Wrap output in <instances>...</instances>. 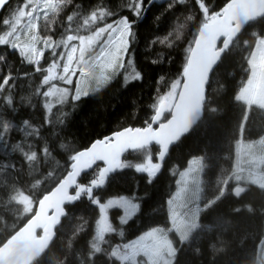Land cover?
I'll use <instances>...</instances> for the list:
<instances>
[{"label": "trees", "instance_id": "obj_1", "mask_svg": "<svg viewBox=\"0 0 264 264\" xmlns=\"http://www.w3.org/2000/svg\"><path fill=\"white\" fill-rule=\"evenodd\" d=\"M37 1L33 0L35 5ZM229 1L143 0L141 12L147 9V14L135 23L136 39L128 49L142 78L126 81L119 75L104 90L58 105L51 111L45 107L48 84L43 83V78L51 64L57 63L50 54L53 49L44 47L42 60L28 63L18 50L0 45V57H3L0 111L4 113L5 123L12 122L10 129L0 130V164L3 165L0 168V245L35 213V210L26 212V204L15 201L14 197H30L37 205L65 178L72 155L116 131L144 128L151 123L160 99L171 91L177 79L183 82L189 50L206 22L200 5L209 9L210 16L221 11ZM24 2L12 0L0 21L10 19ZM132 4L133 0H71L57 9L56 19L51 23L43 18L36 31L44 39L51 37L48 42L52 46L63 36L92 33L122 17L132 21ZM102 8L112 15L83 25L93 11ZM69 16L73 18L71 21ZM7 28L0 23V35ZM263 35L264 17L249 24L232 44L209 80L203 117L171 149L152 183L147 182V173H138L135 167L147 163L149 155L157 163L159 146L127 153L122 163L131 167L119 169L104 188H94L93 195L102 203L119 196L133 197L141 203L148 196L152 200L150 210H139L123 224L118 222L122 210L112 209L107 217L113 231L104 233L101 241L97 238L98 223L105 214L82 196L80 201L67 207L53 242L34 264H124L120 253L126 251L125 244L155 228L166 231L171 228L168 201L177 190L180 173L188 168L191 159L199 157L205 164L201 227L186 242H177L174 264H261L264 187L243 183L246 190L237 197L233 189L237 181L233 177L239 168L250 170L243 153L247 145L256 144L264 137V108L248 107L237 99L250 80L251 56ZM5 79L8 84H3ZM8 96L14 101L11 106L14 111L2 103ZM169 117L166 113L164 120ZM18 143L23 152L15 148ZM32 152L36 153V159L28 161L24 153ZM101 168L96 166L79 182L95 178ZM227 180V191L222 196ZM94 243L101 248V254L94 253L91 247ZM138 246L137 264H148L141 252L145 244ZM113 251L118 255L113 257Z\"/></svg>", "mask_w": 264, "mask_h": 264}, {"label": "snow or ice", "instance_id": "obj_2", "mask_svg": "<svg viewBox=\"0 0 264 264\" xmlns=\"http://www.w3.org/2000/svg\"><path fill=\"white\" fill-rule=\"evenodd\" d=\"M70 2L71 0H60V3L55 5V8L59 9L61 5ZM8 3L9 0H0V9ZM32 3L33 0H25L22 7L16 9L12 14L11 20L4 19L0 21V23L7 26L9 29L0 35V45H10L12 49L18 50V54L22 58H25L28 63H38V59L33 60V56H42V52L37 54L34 48L21 47L19 44L13 42L14 40L19 39L18 26L20 25L21 20L26 16L31 18L32 13L36 11L35 7L29 9V5ZM142 3L143 0H133L130 9L133 15L132 21H129L127 17H122L116 20L114 24L109 23L104 27L99 28L92 37H77L69 35L67 40H79L81 44L87 42L91 45L98 42V39L107 32L109 35L106 43L114 46V58L115 60H120L124 54L128 53L131 43L136 39V32L133 30L135 23L137 20H142L147 14V9H145L143 14L141 12ZM200 7L203 8L206 22L203 23L202 28L198 32V39L194 41V47L189 50L186 66L183 68V78L185 82L182 84L181 80L177 79L171 85V91L160 99L158 106H155V115L151 117V120L153 123H156L158 127L154 130L152 123H147V126L144 128H127L123 131L116 132L105 139L97 140L93 142L87 150L79 151L77 154L71 156L70 168L66 172L65 178L59 182L56 191L50 195L44 212L41 213V216L36 218V221L28 225L21 234L25 237V247L28 249L30 256L34 257L39 255L40 252L43 251V244L38 240H28L27 238L30 237L34 231L36 232L37 229H41L42 232L45 229H54V227L60 222L61 217L66 214L62 205L65 203L73 204L78 202L81 200L82 196H86L92 204L98 205L100 213L105 214L101 216L98 223L97 238L101 241L104 240V233L113 231L112 226L108 223V217L106 215L108 209L118 207L125 210L126 216H131L138 210L143 212L150 210L152 200L148 196H145L141 203H133L130 199L123 196L117 199H108L107 203H102L95 195H93V191L94 188H99L105 183V180L110 173H114L117 169L131 167V165L121 163L120 161L121 154L125 152L126 149H146L148 145L155 142L159 146L158 159L163 161L169 151V146L174 142H178L182 133L188 132V128L185 126V116L187 114L186 108L182 107L181 109H177L175 97L179 96L182 88L188 87L187 82L190 79L197 84L202 82V80L206 78L210 69L226 55L228 45L222 40L221 46L219 47V49H223L221 51L217 48V41L221 37L224 38L229 34L225 30L228 27L229 16L233 12V5L229 2L221 11L215 12L210 16L207 15L209 11L207 7L204 5H200ZM26 9L28 10L26 11ZM111 15L112 13L110 11L102 8L98 11H93L84 23L88 24L90 22H96L97 20L102 21L105 16ZM72 19V16L68 17L69 21ZM176 39H179L178 35ZM49 40H51V37L45 39L46 47H51V45L48 44ZM160 43H166V41H160ZM170 46L171 45H169V47ZM76 51V46H73L71 53H75ZM83 51L84 49L82 48V54ZM53 55H55V53H53ZM2 59L3 57H0V60ZM72 61L73 56L69 54L67 56V63L63 67L64 75L59 77L54 74L55 69L58 68L59 65L56 62H53L47 69L48 75L44 76L43 83L48 84L51 80L66 79V82L71 84V76L75 75V72L70 67ZM114 66L124 67L122 63ZM36 71H40V69L37 68ZM141 78L140 72L135 71L133 68L132 73H130V79L135 81L140 80ZM3 84H8V79H5ZM55 90V86H53V88L46 91L44 95L51 96L54 94ZM62 91L64 97L69 94L68 89H63ZM84 95H87V93H84ZM80 99L81 93L77 90L74 94V100L79 101ZM237 99H239V97H237ZM61 102H63V99ZM2 103L8 106L10 111H14V109L11 108L14 103L11 96H8ZM177 111H180V115L175 114ZM165 112L170 114V118L163 121L162 117ZM194 118H199L198 111ZM11 127L12 122L9 121L5 123L4 113L0 111V130L6 131ZM0 139H2V137H0ZM15 148L23 152L22 146L19 143L15 145ZM44 151L47 152L48 149L45 148ZM24 155L28 161H34L36 159L35 152H32L31 154L24 153ZM97 161L105 162L107 166L101 168L95 178H91L85 183L79 182L78 178L81 177L84 170L91 169ZM2 167L3 165L0 164V168ZM161 167V163H153L151 155H149L147 163L136 165L135 170L138 173H147L149 176L147 182L152 183L157 173L161 170ZM70 189L73 190L72 194L69 192ZM14 200L19 202L20 198L14 197ZM168 203H171V201H168ZM50 208L54 209V214L51 216L48 215V209ZM25 211H31V209L25 207ZM118 222L127 224L128 220L126 218H121ZM161 230L162 229H153L152 231L147 232L145 236H141L140 240H144ZM91 247L95 254H101L102 250L97 244L94 243ZM125 247H131L133 249V257L137 255L138 252L135 243L125 245ZM111 255L115 257L118 253L113 251ZM121 258L128 259L129 257L123 256Z\"/></svg>", "mask_w": 264, "mask_h": 264}, {"label": "rangeland", "instance_id": "obj_3", "mask_svg": "<svg viewBox=\"0 0 264 264\" xmlns=\"http://www.w3.org/2000/svg\"><path fill=\"white\" fill-rule=\"evenodd\" d=\"M35 3L33 2V5L29 6V9L36 7V11L32 13L31 18L26 16L21 20L18 26L19 39L13 42L19 44L21 47L34 48L37 54L41 52L44 54V47H46L45 39L38 34L36 29L43 18L50 23L56 19L57 9L55 5L59 4L60 1L38 0L36 5ZM27 10L28 9H26V11ZM11 19L12 16L9 20ZM78 22L79 21L76 20L77 24ZM83 25H85V23H83ZM8 30L7 28L6 31ZM95 32L82 34L79 35V37H92ZM108 35L109 33H104L98 39V42L91 45L87 42L81 44L79 40L68 41V36H63L56 40L54 42L55 44L53 43L51 47L47 48L48 50L53 49V52L50 54L52 57H55V61H57L59 65L54 72L57 77L64 75L63 67L67 63V56L69 54L73 56L70 67L75 72V75L71 76V84H68L66 79L51 80L48 83L46 91L53 88V86H55L56 89L53 95L46 96L47 100L45 102V107L48 111H51L58 105H64L74 100V94L77 90L80 91L81 97L89 96L90 94L92 95L108 87L119 75H122L126 81H131L130 73H132L133 68L135 71L139 72L133 55H128L127 53L124 54L120 60H115L114 46L106 43ZM48 44L51 45L52 43L48 42ZM73 46L77 48L75 53H71ZM82 48L84 49L83 54L81 52ZM53 53H55V55H53ZM42 56L34 55L33 60L38 59L39 63L42 60ZM120 63H122L124 67L114 66ZM251 67L253 70L250 80L239 92L238 97L239 100L247 103L248 107L255 105L264 108V35L259 37L257 41L255 51L251 56ZM46 75H48L47 71ZM127 84L129 83L127 82ZM63 89H68L69 91L66 97L63 96ZM84 93H87V95H84ZM62 99L63 102H61ZM243 157L246 159L247 166L250 170L243 173L244 175H235L236 184L240 187H243V183H254L264 186V137L256 144L247 145ZM204 167L203 158H193L190 160L188 168L180 173L177 182V190L169 200L171 203H168L169 219L171 222V228L169 230L166 231L162 228H155L157 230H162L144 240H140L141 236L146 235L145 233L132 240L129 244H126L131 245L135 243L137 248L139 247V243L145 244L142 251L147 257L148 264H174L177 255V242H186L188 238L201 227L199 217L204 209L202 207ZM242 172L243 170L240 168L236 173ZM227 182L228 180L224 183L223 188ZM226 191L221 192L222 196ZM120 197L121 196L109 199H117ZM123 197L130 199L133 203H139L133 197ZM20 200L26 204V207L31 209V211L27 212L29 214L33 213L36 207L35 202L27 196L20 197ZM115 208L118 207L108 209L106 215ZM120 210H122V218H126L128 222L139 212L138 210L131 216H126L125 210ZM129 252L131 253L130 256H132L133 249L131 247H127L124 253L121 251L120 255L121 257L127 256ZM138 254L139 252L137 255ZM137 255L134 257L132 256V258L135 259ZM262 262L264 264V248L262 251Z\"/></svg>", "mask_w": 264, "mask_h": 264}, {"label": "water", "instance_id": "obj_4", "mask_svg": "<svg viewBox=\"0 0 264 264\" xmlns=\"http://www.w3.org/2000/svg\"><path fill=\"white\" fill-rule=\"evenodd\" d=\"M11 1L12 0H9V3L6 4L2 9H0V16L2 12L5 10V8L11 3ZM229 3L233 5V12L229 16L228 27L225 30L229 34L224 38L221 37L217 41L218 49L221 46V42L223 40V42L228 45V50H229L232 44L242 35V33L248 27L249 24L264 17V0H230ZM196 39H198V36ZM219 50L222 51L223 49H219ZM219 63L220 61H218L217 64H215L210 69L206 78L203 79L202 82L197 84L190 79L187 82L188 87L182 88L180 90L179 96L176 97L175 101H176L177 109H181L182 107L186 108L187 114L185 116V126L188 128V131L192 129L194 126H196V124L201 120V118L204 115V108L207 102L208 83H209V80L213 72L219 65ZM184 82L185 80L183 78L182 84ZM197 111L199 113V118L195 119L194 116ZM165 114L166 112L164 113V116ZM175 114L180 115V111H177ZM164 116L162 117V120H164ZM151 123H152L153 129L155 130L158 127V125L156 123H153L152 121ZM128 128H132V127H128ZM135 128H139V127H135ZM124 129H127V128H124ZM124 129H121L119 131H123ZM119 131H116V132H119ZM186 134L187 133H182L180 139H182ZM111 135H108L105 138ZM105 138H102V139H105ZM177 143L178 142H174L172 145L169 146V151L166 154L165 159L163 161H160L157 157L158 163H161V165L165 163L166 159L168 158L169 152ZM153 146H158V145L155 142H152L150 145L147 146L146 149L151 148ZM87 149H84V150H87ZM141 150H144V149H126L125 152L121 154V157H120L121 163H122L124 155H126L127 153L138 152ZM98 165H102V168L107 166L105 162L97 161L96 164L93 165L91 169L84 170L81 177L78 178V181H80V179L82 178L84 174L91 172ZM118 170L119 169H117L114 173H110L108 177L106 178L105 183L101 185L99 188H95V189L99 190V189L104 188L108 182V179L113 174H115ZM57 186L49 194L44 196L38 202V204L36 205L35 213L29 219V221L15 235H13L3 246L0 247V264H34L35 261L41 258L45 254V252L48 250V248L50 247L51 243L54 240L56 229L59 226H61L63 218L65 217L66 214L61 217L60 222L54 227V229L52 228L45 229L43 232L41 229H37L36 232L34 231L32 235L27 238L28 240H32V239L38 240L43 244V251H41L39 255H36L34 257L29 255V251L25 247V237H23L21 234L23 233L24 229L28 225L36 221L37 217L41 216V213L44 212L45 210V206L49 200L50 195L56 191ZM69 192L70 194H72L73 190L70 189ZM243 192H244L243 188H236L234 190V194L239 197L243 194ZM69 205L71 204L65 203L64 205H62V208L64 209L65 213H66V208ZM52 214H54V209H51V208L48 209V215L51 216Z\"/></svg>", "mask_w": 264, "mask_h": 264}, {"label": "flooded vegetation", "instance_id": "obj_5", "mask_svg": "<svg viewBox=\"0 0 264 264\" xmlns=\"http://www.w3.org/2000/svg\"><path fill=\"white\" fill-rule=\"evenodd\" d=\"M124 264H137V257L135 259H133L132 256H130L128 259H125V263Z\"/></svg>", "mask_w": 264, "mask_h": 264}, {"label": "bare ground", "instance_id": "obj_6", "mask_svg": "<svg viewBox=\"0 0 264 264\" xmlns=\"http://www.w3.org/2000/svg\"><path fill=\"white\" fill-rule=\"evenodd\" d=\"M104 90V89H103ZM100 92V91H99ZM98 93V92H97ZM95 94V93H94ZM25 225V224H24Z\"/></svg>", "mask_w": 264, "mask_h": 264}]
</instances>
